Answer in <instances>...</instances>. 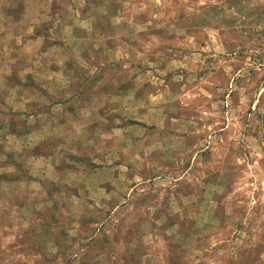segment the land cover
Listing matches in <instances>:
<instances>
[{"label": "rangeland", "instance_id": "1", "mask_svg": "<svg viewBox=\"0 0 264 264\" xmlns=\"http://www.w3.org/2000/svg\"><path fill=\"white\" fill-rule=\"evenodd\" d=\"M0 264H264V0H0Z\"/></svg>", "mask_w": 264, "mask_h": 264}]
</instances>
